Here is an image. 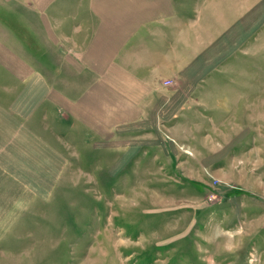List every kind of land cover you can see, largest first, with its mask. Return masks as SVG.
<instances>
[{"label":"crops","instance_id":"1","mask_svg":"<svg viewBox=\"0 0 264 264\" xmlns=\"http://www.w3.org/2000/svg\"><path fill=\"white\" fill-rule=\"evenodd\" d=\"M207 1L0 0V246L21 237L81 157L203 188L231 160L234 174L264 102L263 116H248L257 103L234 113L235 98L220 93L207 102L210 88L228 87L214 81L249 30L202 23ZM255 178L240 181L261 188Z\"/></svg>","mask_w":264,"mask_h":264},{"label":"rangeland","instance_id":"2","mask_svg":"<svg viewBox=\"0 0 264 264\" xmlns=\"http://www.w3.org/2000/svg\"><path fill=\"white\" fill-rule=\"evenodd\" d=\"M202 8L206 25L249 29L224 75L214 79L228 87L210 88L207 102L235 98L240 107L234 113L257 103L248 116H263L264 0H208ZM259 121L254 144L240 147L249 151L234 174L226 167L231 160L220 176H203L206 188L154 166L111 174L113 159L103 166V158L81 157L47 205L24 224L21 237L0 246V264H264V185L249 189L240 181L256 177L264 183V158L257 154L258 146L264 148V117Z\"/></svg>","mask_w":264,"mask_h":264}]
</instances>
